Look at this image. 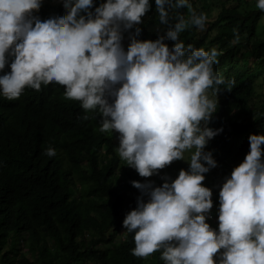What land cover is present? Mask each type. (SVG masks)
Here are the masks:
<instances>
[{
  "label": "clouds",
  "instance_id": "9594fccd",
  "mask_svg": "<svg viewBox=\"0 0 264 264\" xmlns=\"http://www.w3.org/2000/svg\"><path fill=\"white\" fill-rule=\"evenodd\" d=\"M62 2L64 12L40 19L34 12L42 0H0V72L10 68L0 74V96L14 100L25 87L58 82L66 98L99 113L100 131L119 133V156L142 177L192 150L189 168L175 179L164 177L160 186L131 181L141 192L123 220L134 234L133 255L162 250L165 264H264V133L249 135V152L220 188L218 229L207 222L212 190L202 181L218 166L204 149L222 131L208 122L218 93L230 87L220 88L225 81L213 70L217 49L179 39L190 25L203 29L206 15L186 20L177 10L191 9L190 0H155L159 21L174 23L155 40H142L138 25L150 0ZM256 7L264 12V0ZM133 28L125 48L124 33ZM166 40L176 42L170 47Z\"/></svg>",
  "mask_w": 264,
  "mask_h": 264
},
{
  "label": "trees",
  "instance_id": "16d2710c",
  "mask_svg": "<svg viewBox=\"0 0 264 264\" xmlns=\"http://www.w3.org/2000/svg\"><path fill=\"white\" fill-rule=\"evenodd\" d=\"M95 2L98 6L102 0ZM252 2L190 0L191 9L177 10L187 20L202 13L206 3L212 6L205 27L190 25L184 30L189 38L181 40L186 46L217 49L213 70L225 81L219 87H230L221 91L224 98L208 122L222 128L207 144L220 169L238 166L250 150L249 135L264 133V93L256 87L264 80V39L258 38L264 12L251 8ZM150 3L139 24L142 40L148 26L159 22L155 0ZM64 11L63 3L42 0L34 15L45 19ZM173 23L165 24V32ZM160 35L154 33L152 40ZM175 42L165 41L170 47ZM8 71L6 65L0 74ZM64 91L63 85L49 82L40 90L25 87L14 100L0 96V264H165L162 250L148 257L131 252L134 234L123 220L141 196L131 181L150 179L160 186L189 163L177 159L157 174L140 176L118 154L119 133L100 131L99 113L83 109ZM257 94L262 100L253 107ZM48 147L55 149L54 156L44 154ZM204 175L202 184L212 190L211 211L218 214L225 178L213 168ZM218 223L209 224L218 229Z\"/></svg>",
  "mask_w": 264,
  "mask_h": 264
},
{
  "label": "rangeland",
  "instance_id": "374dc122",
  "mask_svg": "<svg viewBox=\"0 0 264 264\" xmlns=\"http://www.w3.org/2000/svg\"><path fill=\"white\" fill-rule=\"evenodd\" d=\"M47 1H51L54 4L63 3L62 0H47ZM252 1L253 2H252V5H251V8H257L256 7V0H252ZM100 2H101V0H100ZM211 9H212V6H210L208 3H206L205 9H203V11H202V13L206 14V17H207L206 20H208V18H210L212 16V14H210V13H212ZM207 14H210V15H207ZM164 29H165V24H162L160 21L158 23H155V24H150L148 26V28L146 29V39H152V36H153L154 33H159L161 35H164L165 34V30ZM132 31H134V28L129 30L128 32L124 33V39H123L122 43L125 46V48H127V45L130 42L129 32H132ZM184 33H185V31H183L180 34L179 39L189 38V37H187V34L186 33L184 34ZM258 38L264 39V17L262 18L261 23H260L259 32H258ZM256 87H257V92L259 94L264 93V80L260 79L257 82ZM259 94H257V96L255 97V99H254V101L252 103L253 107L256 104L258 106L260 104L261 100H262L261 97L259 96ZM208 95L210 97H212V98H216V93H214L211 89L209 90ZM223 98L224 97H223L222 93L221 92L218 93V102L219 103H217V104H221ZM204 150L208 151L207 145L205 146ZM191 152H192V150L186 151L184 153V159L185 160H183V159L182 160L188 163V161H186V160L189 159V157L191 155ZM214 169L218 172L219 177L222 176L221 180L226 178V177H229L231 172H232V170H233L231 168V165L230 166L229 165H225L221 169H220V167L219 168L215 167ZM149 181H150V179H149ZM210 214L212 215L213 219H209L210 218L209 217ZM216 219H218V214H216V213H214L212 211L208 213V220H207L208 223H210V221H214ZM22 251L27 254L26 249H23ZM87 264H89V263L87 262Z\"/></svg>",
  "mask_w": 264,
  "mask_h": 264
}]
</instances>
